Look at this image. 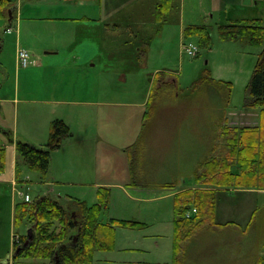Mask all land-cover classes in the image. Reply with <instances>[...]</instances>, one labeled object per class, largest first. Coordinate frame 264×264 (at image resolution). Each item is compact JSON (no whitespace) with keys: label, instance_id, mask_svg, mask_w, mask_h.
<instances>
[{"label":"rangeland","instance_id":"rangeland-1","mask_svg":"<svg viewBox=\"0 0 264 264\" xmlns=\"http://www.w3.org/2000/svg\"><path fill=\"white\" fill-rule=\"evenodd\" d=\"M176 2L178 6L175 12L169 14L161 23L155 19L154 4L151 5V2L146 0L134 1L132 9H123L125 16L122 26L114 28L111 37L101 35L99 26L91 28L90 34L88 30L83 29L78 32L79 27L74 23L68 24L69 21L66 20L36 24L33 31L35 34L28 36L30 40H22L24 46L33 50V54L28 53V67L22 64L20 58V50L24 48H19L18 58L22 67L21 75L16 77V80L13 75L16 68V40L12 35L7 37L3 32L0 33V63L3 62L11 72L8 83L19 84L18 93L21 98L50 95V91H46V85L58 84L67 95L72 91L64 88L74 89V95L78 98L86 97L96 101L93 105H59L56 111L78 134L84 133L91 138L103 137V140H107L106 147L111 152V162L117 173H113L111 167H108L111 170L105 171L113 186L110 201L100 215L101 221L119 217L147 223L144 228H118L115 250L97 251L96 263L112 261L123 264L144 261L149 264H171L174 200L173 195H167L166 192L174 189H161L158 184L174 179L178 181V188L180 185L188 187L195 183L194 166L180 164L185 165L181 168L177 163V159L189 157L182 154L184 150L179 149L180 129L185 137L189 138L191 135L196 136L197 131L207 134L211 140L214 135L212 147H215L217 134L223 126L231 129L258 127L261 122L259 109L246 105V91L258 55L263 48L239 41H224L219 35V26L255 18H259L264 25V0H245L244 5L230 3L226 10L218 8V0ZM190 24H203L210 28V47L201 45L197 35L185 37L184 30ZM4 25L5 23L0 21V31L2 27L4 29ZM2 41L5 42L4 46ZM133 43L139 45L138 54L125 53V48L134 45ZM190 43L198 47L194 55L193 50L186 48ZM103 46L106 47L104 51L101 49ZM56 49L57 53L54 52ZM33 57L41 58L42 62L39 60L38 65H33L37 63ZM77 61L83 63L84 74L76 68V65H79ZM206 68L211 71L213 78L231 82L227 101L226 91L197 81ZM159 73L161 77L158 80ZM174 79L177 83L175 88L160 90L162 94L155 110L149 117L145 116L148 111L146 104L155 89V81H158L161 87L162 81L173 82ZM40 85L42 89L38 88ZM82 88L84 89L80 90ZM17 107L16 112L14 104L10 105L9 115L13 121L16 115L18 126L24 133L29 129L26 119L28 116L49 115L53 112L49 104L45 106L20 101ZM182 118H192L195 123L178 124ZM38 121H42V118H38ZM191 125H198L199 130L195 129L194 133V130L189 128ZM219 125L220 130L215 131ZM39 128L36 126L32 131ZM172 129L176 133L171 132ZM172 133L174 134L170 138ZM161 140L164 146L161 144L158 148L156 143ZM79 147L81 149V145ZM100 147L98 141V151ZM152 148L162 152L158 155ZM94 155H72L69 150L55 153L56 176L68 181L56 178L51 186L45 183L42 172L31 169L27 162H22L21 181L14 183L15 190L23 188V192H28L32 199L45 193L61 194L66 198L53 197L65 206L69 205L70 215L76 216L80 221L82 218L77 210L73 211L76 207L71 206L69 199L79 198L86 200L89 205L94 204L99 199V186L70 181H74L73 167L84 166L91 170V176L97 174L96 170L104 165L105 161L104 156ZM88 175L89 173L85 174L86 177ZM50 187L55 193L51 192ZM261 187L263 186L250 188ZM221 188L223 187L218 190H222ZM5 189H8V192ZM232 196L236 200L222 201L219 203L220 208L217 205V210L220 209L224 214L221 218L225 223L220 222L217 225L216 212V224L202 230L203 232L193 240L183 264H241L242 261H245L244 264H264V252L260 251L264 249V206L260 204L256 218L253 217L255 214L252 215L246 225L250 228L245 230L246 234L239 235L240 232L236 231L234 235V231H229V225L224 224L231 223L230 225L236 228L238 223L245 224L244 217L250 211V202L249 198H238L236 193ZM14 199L17 202L23 200L19 194L13 195L12 186H0V257L4 260L9 256V251H14L17 233L25 227L23 225L16 228L14 225ZM258 199L264 203L262 195ZM220 224L222 225L219 226ZM31 227H28V232ZM66 244H70V241ZM233 249L241 250L242 254L246 249L250 253L246 258L242 257L241 262L232 261ZM10 255L13 256L14 252ZM12 259L13 257L10 262ZM20 260L29 263L43 261L33 257Z\"/></svg>","mask_w":264,"mask_h":264},{"label":"trees","instance_id":"trees-1","mask_svg":"<svg viewBox=\"0 0 264 264\" xmlns=\"http://www.w3.org/2000/svg\"><path fill=\"white\" fill-rule=\"evenodd\" d=\"M172 4L173 0L158 1L156 16L159 20L165 18ZM14 5L15 0H0V19L7 21L12 19ZM184 35L185 37L197 35L201 45L210 47L212 34L207 25L190 24L185 28ZM219 35L224 41H239L263 48L258 55L246 91V105L259 109L261 122L258 127L231 129L223 126L217 134L213 153L203 158L195 170L194 180L198 187L184 188L174 194L171 264H183L190 244L198 233L216 224L219 187H258L264 184V25L259 18L226 23L219 26ZM203 72L197 81L226 91L227 101L232 87L231 82L213 78L208 68ZM160 77L161 73L158 74V80ZM155 82V89L146 104L148 111L145 116L148 117L157 106L162 94L160 90L175 88L177 84L175 79L173 82L162 81L161 87L158 81ZM4 133L10 142L16 143L18 155L28 163V166L46 175L50 169L52 152L59 149L64 139L71 136L73 131L64 119L55 118L51 121L45 147H38L22 139H14L10 130L0 127V174L6 169L7 163V147L2 138ZM20 171L18 165V177ZM158 186L161 189H177L178 181H166L159 183ZM110 195V188L100 187L99 199L94 204L89 205L86 200L79 198L69 199L71 206L77 208L73 211H78L82 218L80 221L76 216L70 215L69 205L65 206L51 195H42L30 202L22 200L15 203L14 225L16 228L23 225L25 227L23 231L17 233L18 237L14 240L15 254L12 264H117L112 261L96 263V252L115 250L118 228H142L147 226V223L119 217L101 221L100 215L108 205ZM194 208L196 211L193 212ZM255 216L256 213L253 217L256 218ZM30 225L33 228V237L26 244L29 234L25 231L28 232ZM68 241L70 244H66ZM32 257L43 261L29 263L20 260ZM123 264L149 263L139 261Z\"/></svg>","mask_w":264,"mask_h":264},{"label":"crops","instance_id":"crops-1","mask_svg":"<svg viewBox=\"0 0 264 264\" xmlns=\"http://www.w3.org/2000/svg\"><path fill=\"white\" fill-rule=\"evenodd\" d=\"M134 1L136 0H15V11H14V15L12 17V19L10 20H4V19H0V21L5 23V27L3 29H1L0 33L3 32V34L10 36L12 35V38H15L16 40V55H15V62H16V68H15V72H14V79L16 80V77H20L21 73H20V69L22 67L21 62H19V58H18V51L19 48H24L25 50H27L28 53L33 54V50L30 49L28 46H24L22 44V40H24V38L26 40H30L28 36H33L35 34L34 31V27L35 25H39L40 23H43L44 21H49V22H53L56 20H61V21H69L68 24L74 23L76 26L79 27V31L78 32H82L83 30H88V34H90V29L93 27H98L99 26V32L101 35H104V37H107L108 35L111 37V35H113V29L114 28H120L122 26V20L124 18L125 15H123V12L125 8L130 7V9H132L131 7L134 5ZM146 1H150L151 5L154 4V8H155V19L157 21H161V23H163L166 18L169 16V14L174 13L177 9V2L176 0H173V4L170 7V12L167 13V15L165 16L164 19L159 20L156 16V6L158 4L159 0H146ZM183 3V0H182ZM230 3L236 4V5H244L245 0H218V8L220 10L224 9L226 10L228 5ZM147 9V8H145ZM151 9V8H148ZM129 10V8H128ZM67 12V13H65ZM69 12V13H68ZM240 20V19H237ZM39 21V22H38ZM8 28H11V30H7ZM7 30V31H6ZM28 31V32H27ZM95 30H93V32H95ZM129 40V39H127ZM130 41V40H129ZM132 43V42H131ZM2 46L5 45V42L2 41ZM128 44V42H127ZM134 45L128 46L125 48V53L127 52L130 55H135V53L138 54L137 52V46L139 47V45L133 43ZM103 51L106 49L105 46H103L101 48ZM140 50V49H139ZM36 51V50H35ZM52 52V51H50ZM54 52H58V50H54ZM113 52V51H112ZM82 56V55H81ZM34 58V57H33ZM36 59L37 63L33 64V65H38L39 60L42 62L41 58H34ZM79 65H76V68L78 69V71L82 74H84L85 72V67L83 65V63L80 62H76ZM0 127L4 130H10L13 133V137L14 139H22L24 141H27L35 146H43L46 144L48 138H49V134H50V124L51 121L55 118H62L60 117V115H57V111L56 108L59 105H64V104H83V105H90L92 103H96V101H92L89 98L86 97H76V95H74V89H68V88H64V90L67 91H72L71 94H65L63 93V89H60L59 85L57 84V86L54 85H46L47 86V90L46 91H50V95H46V96H40V97H25V98H21L19 95V91H20V86L19 84L16 83H8L11 77V72L8 70L7 67H5L4 63L1 62L0 63ZM26 67V66H23ZM28 67V66H27ZM37 87V86H36ZM39 89H42V86L40 85L38 87ZM84 88L80 89L83 90ZM3 92V93H2ZM20 101H24L25 103H40L42 105L47 106L48 104L50 105L51 109H53V112L49 115L47 114H40V115H36V116H28L27 119V123L29 124V129H27L25 131V133L23 131L20 130L18 123L16 121V115L14 116V121L11 118V116L9 115L10 110L8 109L10 107V105L14 104L15 106V110L18 109V107L16 108V105L19 104ZM93 105V104H92ZM259 111V110H258ZM17 112V110H16ZM260 112V111H259ZM8 115V117H7ZM42 118V121H38V118ZM192 118H182L181 120H179L178 124H182V123H195L193 120H191ZM66 120V119H65ZM257 123V122H256ZM255 123V124H256ZM69 124V123H68ZM40 127L38 130L32 131V129H34V127ZM69 126L71 127V125L69 124ZM220 126V125H219ZM219 126H217L215 128V131L218 129L219 130ZM189 128H192V130H194V133H196V130H199L198 125L194 126L191 125L189 126ZM73 134L71 136H68L64 139L62 146L53 151L52 155H51V162H50V169L48 171V174H46L45 176L43 175V178L46 179L45 183L49 184L50 186L52 185V183H55V181L57 180L56 178H60L61 180H65L68 181L67 179H62L59 176H56L55 173V159H54V155L55 153H60V152H64L66 151H71L72 155H82L83 157L86 156V154H95L94 156L97 157L98 155L100 156H104V161L103 164L99 167L98 170H96V173L94 176H91V170L88 169L87 167L84 166H77V167H73L75 169V174H74V181H70V182H76V183H81L84 182L82 185H91V186H99L98 189L101 186H106L108 188L111 189V186H113V183L111 181V179L108 176L107 173H105L106 170H111L108 167H111L113 170V173H117L114 169H113V164L111 162V155H110V151L107 149L106 147V139H102L103 137L99 138V137H89L87 134L80 135L78 134L72 127H71ZM177 129V127H176ZM28 131V132H27ZM176 133L175 131H172ZM172 133L170 136L174 134ZM193 133V134H194ZM180 136H179V149L180 150H184L183 151V155H188L190 157L188 158H182V159H177V163L178 166L183 168L185 165H180V164H189L190 167L194 166L195 170L198 167L200 161L205 158L206 156H208L210 153H213L214 151V146L212 147V142L214 141V135H213V139L211 140L207 134H203V132H198L196 133V136H192L189 138L185 137V134L183 133V131L180 129ZM164 136H168V135H164ZM162 136V137H164ZM81 137V138H80ZM3 141L5 142V146L7 147V163H6V169L4 170V172H2L0 174V186H5V188H7V186H12L13 188V195H16L15 191V186L14 183H19L20 178H21V174H22V169H21V174L20 177H18V173H17V166L19 165L20 168H22L21 163L22 162H26L23 158H21L16 150V143L15 142H10L7 138V136L5 135V133L3 134ZM160 138V137H158ZM82 139V140H81ZM93 140V142H92ZM100 142L101 147L99 149V151L96 148V143ZM104 142V144H103ZM92 143V144H91ZM158 144V148L161 146H164V143L159 142L156 143ZM81 145V149H79ZM214 145V144H213ZM104 146V148H103ZM78 148V149H76ZM111 148V146H110ZM152 151L157 153L158 155L162 152V150H158L155 148H152ZM104 152V153H102ZM83 153L85 155H83ZM195 156V157H192ZM191 162V163H190ZM29 167V166H28ZM30 168V167H29ZM94 171V170H92ZM86 173H89L88 177L85 176ZM88 178V179H87ZM113 178V177H112ZM127 178H125L126 180ZM90 180V181H88ZM123 180V181H125ZM176 180V179H174ZM1 182H3V184H1ZM58 182H63V181H58ZM184 182V181H183ZM195 182V180H194ZM93 184V185H92ZM129 184V183H128ZM7 185V186H6ZM179 186V184H178ZM198 187V185L196 184V182L193 185H189L188 187H184L183 185H180V187L174 190H168L169 192H166L167 195H173V200H174V194L181 189L184 188H189V187ZM51 192L55 193V191H53L52 187H50ZM227 188V189H225ZM97 189V192H98ZM222 190L219 191V201H218V207H219V203L222 201H227L230 202L232 199H235V197L232 196L233 193L238 194V198H249V202H250V211L248 213V215L246 217H244V221H246L245 224H236L239 225L236 227H234V225H230V224H224V225H229V231H234V235H236V231L237 233L240 232L239 235H244L246 234V231L248 229H250L249 227L247 228L246 225L249 223L250 219L252 218V215L256 213V211L258 212V209L260 208V204H262L264 206V203H262L260 201V196L262 195V197L264 198V184L263 187L261 188H248V187H236V186H227V187H223L221 188ZM6 192H8V189H5ZM112 192V189H111ZM165 193V194H166ZM8 194V193H7ZM6 194V195H7ZM43 195H51V196H55L57 198H66L61 194L56 193L55 195H52V193H45ZM160 197V196H158ZM14 198H16L14 196ZM153 198V197H151ZM225 198V199H223ZM235 200H233L235 202ZM252 201V202H251ZM15 202V201H14ZM15 204V203H14ZM220 208V207H219ZM15 210V208H14ZM13 210V211H14ZM264 214V213H262ZM224 214L221 213V210H217V225L220 222L225 223V221L222 220L221 217H223ZM142 221V220H140ZM235 222V220H233ZM228 222V221H226ZM222 224H220L219 226H221ZM147 227V226H146ZM144 228V227H143ZM222 228V227H221ZM247 229V230H246ZM246 230V231H245ZM203 232V231H201ZM201 232L198 233L197 236H199L201 234ZM234 237V236H233ZM146 239L148 237H145ZM233 239V238H232ZM191 245V244H190ZM237 249H233V253L231 256V260H239L241 262L242 257L246 258L247 254L250 252H247V250L245 249L243 251V254L241 253V250H237ZM261 252H264V249L260 250ZM259 251V252H260ZM262 260V258H260ZM245 261H242L241 264H244ZM233 262H230L229 264H232ZM247 263V262H246ZM251 263V262H250Z\"/></svg>","mask_w":264,"mask_h":264},{"label":"built area","instance_id":"built-area-1","mask_svg":"<svg viewBox=\"0 0 264 264\" xmlns=\"http://www.w3.org/2000/svg\"><path fill=\"white\" fill-rule=\"evenodd\" d=\"M190 51L192 50L190 49ZM20 58H21L22 64L27 66L29 62V57H28V52L26 50L24 49L20 50ZM27 199H29V196H27ZM194 211H196V209H194Z\"/></svg>","mask_w":264,"mask_h":264},{"label":"water","instance_id":"water-1","mask_svg":"<svg viewBox=\"0 0 264 264\" xmlns=\"http://www.w3.org/2000/svg\"><path fill=\"white\" fill-rule=\"evenodd\" d=\"M32 237H33V233H32V230H30V236L27 239L26 244H28L31 241Z\"/></svg>","mask_w":264,"mask_h":264}]
</instances>
